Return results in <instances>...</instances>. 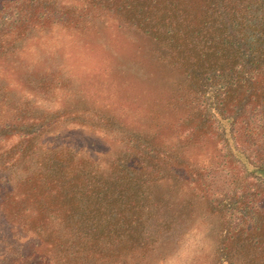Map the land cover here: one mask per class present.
Wrapping results in <instances>:
<instances>
[{
    "label": "trees",
    "instance_id": "trees-1",
    "mask_svg": "<svg viewBox=\"0 0 264 264\" xmlns=\"http://www.w3.org/2000/svg\"><path fill=\"white\" fill-rule=\"evenodd\" d=\"M110 20L147 38L157 66L178 81L147 130L122 121L142 120L130 117L129 104L122 117L111 103L85 109L86 121L102 116L126 134L111 136V148L90 163L78 154L84 147L52 141L56 115L41 123L30 116L28 105L43 102L34 95L64 90L66 78L51 82V69L36 71L27 55L55 28L87 37ZM138 72L119 64L115 80L135 84ZM208 141L224 145L219 166H233L242 194L202 193L217 166L191 158V149ZM183 189L209 213L240 215L234 229L248 238L227 245L222 233L219 264H256L240 256L264 231V0H0V264H149L174 240L170 225L190 222L181 211L191 203L177 200Z\"/></svg>",
    "mask_w": 264,
    "mask_h": 264
},
{
    "label": "rangeland",
    "instance_id": "rangeland-1",
    "mask_svg": "<svg viewBox=\"0 0 264 264\" xmlns=\"http://www.w3.org/2000/svg\"><path fill=\"white\" fill-rule=\"evenodd\" d=\"M107 22L109 23L105 27L101 28L100 31L97 30L99 31L98 34L94 32L87 37L79 36L63 28H55L49 33L41 35L40 40L37 41L36 38L34 43L31 41L30 45L33 46H30L32 48L30 52L32 55H27V60L36 71L51 69L49 76L51 82L54 83L56 77L62 76L61 73L66 78L63 83L64 90L54 92L52 87L45 91L46 94L34 95L36 102L37 100H43V102L28 105L30 116L36 115L38 121L45 115L49 116H47L48 120L56 115V125L48 130L50 135H56L52 141L57 145L62 144L64 147H76L77 150L78 147H84L85 149L78 154L90 163L92 162L88 160L100 157V150L107 151L111 148L108 143L111 136L115 134L118 140H122L126 134L119 131V128H122L119 124L116 126L114 122L100 118L102 116L94 115L93 118L86 121L87 115L90 113L85 109L93 106L100 108L101 105L111 103L114 110L112 114L122 117L123 114L120 113V109L127 108L123 105L129 104L130 117L134 114L136 116L141 115L138 117H142V120L134 122V118H128L124 115L122 121L130 122L135 129L147 130L151 126L150 118L154 114L153 110H158L155 115L161 117V110L164 109L162 103L173 97L175 83L178 81L177 75L169 73V70L162 68L159 64L157 66L153 55V46L147 38L113 20ZM95 39L98 42L90 43ZM85 42H89L90 45L83 46ZM119 64H122L126 69L131 68L132 74L134 70L139 71L136 75L134 74L135 84L115 80V68ZM141 74L144 75L142 76L143 81L137 83ZM38 75H35V79ZM26 92L27 90L23 87L20 88V93ZM78 99L81 100L80 103H77ZM68 104L78 106L76 108L79 110L78 113L61 114V117L55 114L56 111L63 110ZM156 104V109H153ZM68 107L72 108L71 106ZM41 121L43 119L39 120L40 123ZM96 124H99L100 127L93 129L94 131L88 129L90 125ZM125 126L129 125L125 124ZM43 129L39 127L38 130L41 132ZM126 139L121 145L116 143L119 145H115L116 151L120 149V146L125 148ZM221 149L225 151L222 143L216 146L209 141L200 147L193 146L191 149V158H198L203 164L206 163L207 168L217 166V170L213 173L214 177L209 181V184L206 183L200 187L204 190L202 193L209 194L212 192L217 193V195H225L228 192L232 194L237 191L240 195L244 183L238 184L237 181H233L235 179L232 175L236 170L233 169V166H219L220 163L218 162L222 161L221 156L223 155ZM111 150L115 154L113 149ZM249 188L251 189L250 194H252L250 201H253L256 184L250 183ZM181 191L184 193L179 194L177 200L179 203L184 200L185 205L191 203V206L186 208L184 212L181 211L184 213L182 217H189L187 221L190 222L185 225L176 220L170 225L171 233H175L174 240L171 243H165L160 251L161 256L150 260L149 264H219L217 247L223 236L222 239L228 240L227 245L232 241L236 243V238H248L245 236L247 232L243 233L239 230V233L238 230L234 229L235 222L240 218V215L235 213L231 215V211L226 212V214L209 213L202 197H191V194L193 195L192 189L191 191L190 189ZM179 203L175 204L178 205ZM172 212L178 216V207L173 208ZM1 228H5V226L1 224ZM224 230L227 232L224 233ZM221 234L222 237H220ZM253 238L257 241L256 249H244L240 259L261 264L264 262V231L259 230ZM243 244H246L244 240L235 247L237 251L241 250ZM236 258L238 259V257Z\"/></svg>",
    "mask_w": 264,
    "mask_h": 264
}]
</instances>
